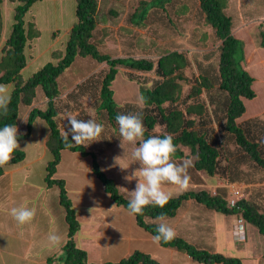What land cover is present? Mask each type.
Wrapping results in <instances>:
<instances>
[{"label": "rangeland", "instance_id": "rangeland-1", "mask_svg": "<svg viewBox=\"0 0 264 264\" xmlns=\"http://www.w3.org/2000/svg\"><path fill=\"white\" fill-rule=\"evenodd\" d=\"M148 0H95L96 23L90 42L102 54L112 58L147 59L155 67L161 53L177 51L186 59V68L181 70L184 78L180 99L165 104L169 110H183L189 104H199L203 113L193 118L190 129L204 136L208 143L219 152L216 172L209 176L193 167L195 156L187 148L179 146L183 158L172 161L182 164L191 161L187 169L190 185L186 191H206L226 197V185L233 183L242 188L243 198H258L264 209V167L251 161L235 144L234 138L225 130V109L227 96L219 89L218 56L220 42L213 30L204 24L198 0H172L160 8H151L144 25L133 23L132 15L138 13ZM16 2L2 0V30L0 36V59L2 48L8 38L13 22ZM183 7L187 10H181ZM76 0H41L34 3L25 14V23H33L39 36L28 40L24 46L25 67L21 70L22 80H26L44 64H57L63 54L69 33L76 22ZM225 13L231 17V34L243 42L244 59L242 67L254 78L252 85L256 96L243 100L245 113L236 120L237 124L264 115V48L258 46L261 31L264 32V0H227ZM206 35L208 40H204ZM105 63L92 58L76 57L72 64L58 77L59 95L54 100L55 122L62 134L70 127L69 116L79 119H93L103 125L98 141L92 142L87 151L91 157L64 150L62 159L56 166L54 178L65 183L66 196L75 211L79 229L73 240L77 247L87 252L88 260L94 263L117 262L132 251L150 255L160 264H198L184 253L152 241L142 228L138 227L134 216L112 201L91 169L95 157L100 170L111 178L119 193L129 200L128 193L120 187L132 191L137 180L127 182L139 168L133 160L132 151L138 147L121 142L118 125L111 123L104 111L98 109L100 83L107 72ZM200 77H204L209 87L192 97L191 89ZM161 77L151 72L133 71L123 66L117 67L111 84L116 105L129 111L146 113L145 106L137 102L139 84L151 87ZM8 93L13 84H6ZM47 99L40 88L30 106L20 104L17 124L18 134L26 131V120L30 109L45 110ZM152 114L155 113L149 108ZM149 133L153 136L164 134L161 119ZM49 134L46 123L36 119L27 139L18 141L25 158L14 165L2 167L0 176V264H46L47 259L61 252L66 242L67 224L64 209L59 205V188H48L45 183L46 166L51 155L45 146ZM71 136V135H69ZM118 158V159H117ZM163 188L170 197L181 192L175 186L165 183ZM27 206L35 209L30 223L18 225L11 217L10 209ZM54 218V222H53ZM235 215H227L205 209L188 200L177 210L173 218L166 222L176 237L189 244L226 256L240 258L242 264H264V239L251 225L244 222L243 235L236 241L232 236ZM146 222L157 224L155 220ZM49 233L60 236V244L48 242ZM237 238V237H236Z\"/></svg>", "mask_w": 264, "mask_h": 264}, {"label": "trees", "instance_id": "trees-1", "mask_svg": "<svg viewBox=\"0 0 264 264\" xmlns=\"http://www.w3.org/2000/svg\"><path fill=\"white\" fill-rule=\"evenodd\" d=\"M16 2L14 7L13 22L5 45L2 48L3 56L0 59V84H13L10 93L11 101L8 105L9 114L7 117L0 116V127L5 124H17L20 104L30 106L35 90L40 88L47 99L45 110L32 108L29 110L26 120V131L18 134V141L29 137L33 123L36 119L43 120L49 134L45 146L51 155V160L46 166L45 183L48 188L57 186L59 188L58 203L64 209L65 222L67 224L66 242L58 255L47 259L46 264H160L150 255L134 250L126 257L117 262L94 263L88 260L87 252L76 246L73 237L79 229L75 211L66 196L64 180L54 178L56 166L60 162L61 153L65 150L57 124L55 122L56 110L54 100L59 95L58 77L72 64L76 57H90L98 63H105L108 70L103 76L99 88L98 109L105 112L107 119L115 123L117 114H141L145 127L144 139L153 136L149 133L156 125V117L161 119L164 125V134L155 135L163 137L170 134L176 151L172 158H183V153L179 146L187 148L189 153L195 156L193 167L196 171H202L212 176L217 169L218 150L212 146L203 135L190 129L193 125V118L203 113V107L199 104H189L183 110H167L164 106L167 103H174L180 99L182 93V81L184 80L181 70L186 68L185 57L177 51H166L161 53L154 63L147 59L135 58H112L108 54H102L97 47L90 42L92 31L96 23V2L95 0H76L75 18L76 22L69 33L63 54H60V61L57 64L46 63L31 76L22 80L21 70L25 67L24 46L28 40L39 36V31L33 23H25V14L30 7L41 0H8ZM172 0H148L142 2V7L132 15L133 23L138 26L144 25L151 8L162 9L165 4ZM0 0V36L3 25ZM200 11L203 14V21L206 26L213 30L214 37L220 43L218 56L219 89L227 96L225 109V130L234 138L235 144L248 158L260 167H264V115L250 119L245 123L237 124L236 120L245 113L243 100H252L256 94L252 88L254 78L250 76L242 67L244 59L243 42L231 34L232 20L226 13L227 0H198ZM181 10H187L183 7ZM204 40H208L203 35ZM258 46L264 48V32L261 31ZM123 66L133 71L151 72L155 68V73L161 80L151 87L139 84V96L147 98L144 105L146 113L128 110L129 106L122 108L113 100L111 84L115 79L117 67ZM208 82L204 77H200L196 85L191 89V96L195 97L201 93L202 88H208ZM149 108L155 111L152 114ZM71 142V136H69ZM77 152L81 156H93L84 146L68 150ZM25 158V153L15 150L11 161L5 165L10 166L21 162ZM91 169L96 178L102 184L104 191L108 194L112 203L126 210L128 200L118 191L114 181L107 177L93 157ZM0 168V176L2 175ZM188 200L203 206L213 212L227 215L241 216L243 221L253 226L264 239V209L258 204V198L241 199L237 202V208H229L227 198L220 194H210L206 191H183L178 196L170 197L168 203L159 208L149 205L144 208L143 215L134 216L138 227L142 228L151 237L156 235L157 224L146 222L164 213L168 218H173ZM160 245L174 248L186 254L192 262L198 264H242L240 258L223 255L219 252L208 251L197 248L189 244L181 237H176L169 243L163 242Z\"/></svg>", "mask_w": 264, "mask_h": 264}, {"label": "clouds", "instance_id": "clouds-1", "mask_svg": "<svg viewBox=\"0 0 264 264\" xmlns=\"http://www.w3.org/2000/svg\"><path fill=\"white\" fill-rule=\"evenodd\" d=\"M10 101L8 86L0 84V116H8ZM137 102L140 106H144L147 103V98L140 95ZM67 121L70 127L62 133L65 150L81 146L87 147L92 142L98 141L104 130L103 125L93 119L83 120L77 116H69ZM115 121L118 125L121 142L135 145L137 141H140L139 146L134 147L131 154L133 160L139 164V168L134 170L130 176L124 177L127 182L137 180L135 189L129 192L126 188H119L129 195L126 208L128 215H143L144 208L149 205L163 208L171 195L170 192L164 190L165 183L175 186L176 190L180 192L189 188L191 178L187 174V169L191 161L182 164L172 161L171 157L175 153L176 147L170 134H165L163 137L150 136L144 139L145 127L141 114H117ZM69 135H71V142ZM17 149H19L18 129L15 124H5L0 127V168L11 161L14 151ZM114 207L116 205H113L112 208ZM121 207L124 206L121 205ZM9 214L18 225H25L33 220L35 209L27 206L13 207ZM166 220L167 217L164 213L155 218L157 228L156 235L152 236V241L156 244L161 242L167 244L175 238L176 233ZM47 239L53 246H58L61 240L56 233H49Z\"/></svg>", "mask_w": 264, "mask_h": 264}, {"label": "built area", "instance_id": "built-area-1", "mask_svg": "<svg viewBox=\"0 0 264 264\" xmlns=\"http://www.w3.org/2000/svg\"><path fill=\"white\" fill-rule=\"evenodd\" d=\"M227 189V205L229 208H237V202L243 199L242 188L236 184L230 183L226 185ZM244 221L241 216H237L236 225L234 227V236L240 237L243 235Z\"/></svg>", "mask_w": 264, "mask_h": 264}, {"label": "crops", "instance_id": "crops-1", "mask_svg": "<svg viewBox=\"0 0 264 264\" xmlns=\"http://www.w3.org/2000/svg\"><path fill=\"white\" fill-rule=\"evenodd\" d=\"M254 84V83H253ZM253 88V87H252ZM64 152H62L61 153V159H62V154H63ZM236 221H237V218H236ZM236 221L232 224V229H231V231H232V236H233V238L236 240V241H242L241 239H239L238 237L236 238V236H234V227H235V225H236ZM243 230L245 231V229H244V226H243Z\"/></svg>", "mask_w": 264, "mask_h": 264}]
</instances>
